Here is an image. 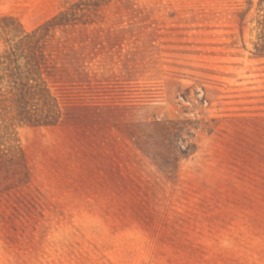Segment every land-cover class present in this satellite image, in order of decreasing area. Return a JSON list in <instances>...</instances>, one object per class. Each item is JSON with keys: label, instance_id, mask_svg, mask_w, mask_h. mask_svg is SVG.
I'll list each match as a JSON object with an SVG mask.
<instances>
[{"label": "rangeland", "instance_id": "374dc122", "mask_svg": "<svg viewBox=\"0 0 264 264\" xmlns=\"http://www.w3.org/2000/svg\"><path fill=\"white\" fill-rule=\"evenodd\" d=\"M37 29L60 113L0 109V264H264V0H0V51Z\"/></svg>", "mask_w": 264, "mask_h": 264}, {"label": "trees", "instance_id": "16d2710c", "mask_svg": "<svg viewBox=\"0 0 264 264\" xmlns=\"http://www.w3.org/2000/svg\"><path fill=\"white\" fill-rule=\"evenodd\" d=\"M60 24L55 16L42 28L47 33ZM44 33H38V29L26 33L14 46L0 51V109L7 103L13 118L28 125L55 124L60 113L58 99L42 78L37 47ZM34 99L42 101L40 108L29 107Z\"/></svg>", "mask_w": 264, "mask_h": 264}]
</instances>
